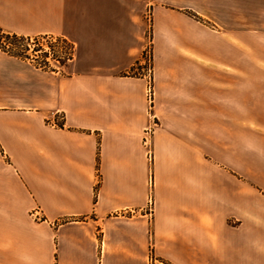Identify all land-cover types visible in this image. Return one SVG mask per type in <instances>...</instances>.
Returning <instances> with one entry per match:
<instances>
[{
	"label": "crops",
	"instance_id": "1",
	"mask_svg": "<svg viewBox=\"0 0 264 264\" xmlns=\"http://www.w3.org/2000/svg\"><path fill=\"white\" fill-rule=\"evenodd\" d=\"M259 25L241 0H0L2 31L73 45L53 70L0 50V264H264Z\"/></svg>",
	"mask_w": 264,
	"mask_h": 264
},
{
	"label": "rangeland",
	"instance_id": "2",
	"mask_svg": "<svg viewBox=\"0 0 264 264\" xmlns=\"http://www.w3.org/2000/svg\"><path fill=\"white\" fill-rule=\"evenodd\" d=\"M198 4L200 5V2H198ZM241 9H242V26H250L251 27H259L260 23H263L264 21V0H241ZM250 11V15L249 16H243L244 11ZM183 12H185L188 15H192L194 18L198 19L200 18V16H198L196 13H194L191 10L188 9H184L182 10ZM145 41H144V47L142 50V53L140 55L139 60L136 62V64L131 68V70H129V73L131 74H137L139 76H142L143 72H142V68H144V73H146V69L147 67L151 68V78H152V84H153V37H154V33H153V21H152V10L149 8H146L145 10ZM37 42H41L43 45V48L45 49H49L47 46V39H41L39 41H35L33 38L30 39V46L31 48H39V45H37ZM53 42V41H51ZM16 48H20L24 45V42H16L15 43ZM264 46V42L262 41L261 43ZM259 49V48H258ZM264 50V49H263ZM262 50V51H263ZM33 53V57L36 58L39 62H41V53L39 51L36 52H31ZM49 60V66L51 67H59L60 64L55 61L52 60L51 58L48 59ZM152 112V111H151ZM245 116L246 114H242ZM263 116V114L261 115ZM150 149H151V144H150ZM152 153V151H151ZM34 211H37V209L33 210L32 212H30V217L35 219V220H39L40 219V214L39 213H34ZM39 218V219H38Z\"/></svg>",
	"mask_w": 264,
	"mask_h": 264
},
{
	"label": "trees",
	"instance_id": "3",
	"mask_svg": "<svg viewBox=\"0 0 264 264\" xmlns=\"http://www.w3.org/2000/svg\"><path fill=\"white\" fill-rule=\"evenodd\" d=\"M33 38L35 41L41 39H47V46L49 49L43 48L41 42H37L39 48H31L30 39ZM53 41V42H51ZM16 42H24V45L20 48H16ZM0 50L16 57H20L32 62L35 66L42 69H55L54 67L49 66V58L57 61L60 65L65 64L71 57L73 53V45L68 40L61 36L53 35H22L16 33L5 32L0 29ZM39 51L41 53V62H39L32 55L33 53Z\"/></svg>",
	"mask_w": 264,
	"mask_h": 264
},
{
	"label": "built area",
	"instance_id": "4",
	"mask_svg": "<svg viewBox=\"0 0 264 264\" xmlns=\"http://www.w3.org/2000/svg\"><path fill=\"white\" fill-rule=\"evenodd\" d=\"M143 74L142 77L145 79V98H146V102H147V111L151 117V123L148 127L145 128L144 130V135H143V144L146 147V155L148 158H151V149H150V134H151V128H152V124L154 122V120H152L153 115H152V105H153V99H154V87L152 84V78H151V68L147 67L146 69V73H144V68L141 69ZM148 186L150 188V191L148 193L147 196V200H146V206H145V210L147 213H151L152 209H153V205H154V201H153V195H152V186H153V178L150 175V177L148 178Z\"/></svg>",
	"mask_w": 264,
	"mask_h": 264
}]
</instances>
